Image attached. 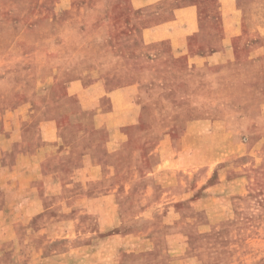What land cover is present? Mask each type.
<instances>
[{"label":"crops","instance_id":"1","mask_svg":"<svg viewBox=\"0 0 264 264\" xmlns=\"http://www.w3.org/2000/svg\"><path fill=\"white\" fill-rule=\"evenodd\" d=\"M88 8L87 0H0V86L21 83L7 78L17 70L31 75L26 99L15 88L7 107L0 96V241L24 260L20 242L36 245L42 228L69 264H182L193 259L185 228H215L248 196L245 175L224 172L228 155L254 148L264 164V0L220 13L222 34L204 57L188 50L198 32L193 7L144 27L146 44L186 57L179 80L165 64L136 66L108 46L102 16L89 18ZM243 29L255 43L241 40ZM142 120L141 147L157 162L140 176L126 155ZM182 123L181 136L171 135ZM203 165L211 170L200 176ZM24 225L33 236H22ZM6 250L0 245V255Z\"/></svg>","mask_w":264,"mask_h":264},{"label":"rangeland","instance_id":"2","mask_svg":"<svg viewBox=\"0 0 264 264\" xmlns=\"http://www.w3.org/2000/svg\"><path fill=\"white\" fill-rule=\"evenodd\" d=\"M234 4L228 3V0H161V5H144V7H134L132 0H87L88 8L83 12L89 14V18H94V15L101 17V30L106 32V43L111 48L120 51L128 61L136 66L143 62L153 61L155 65H166V74L176 77L177 80L188 71L186 57L174 58L167 43L161 44H146L141 34L144 27H152L162 19L171 17L172 11L176 7H193L194 12L198 17V32L189 38L188 50L190 53H196L200 57L207 55V51L212 49L218 42L221 31L222 21L220 13L226 12L227 9L235 7L238 11L246 2L251 0H229ZM96 7V9H95ZM161 13L156 15L158 10ZM225 9V10H224ZM242 41L255 43L253 35L243 29ZM248 45L250 46V44ZM247 45V46H248ZM246 47L243 54L247 56L250 48ZM238 58L241 54L237 53ZM14 70H8V72ZM38 74L41 73L38 71ZM125 74H120L122 78ZM18 78L21 83L7 84L0 86V96H6L7 101L2 102L7 104V107L15 104L14 95L12 93L17 88L15 95L22 96L26 99L30 93L29 80L31 78L29 70H17L15 73L8 74L7 78ZM17 81V80H16ZM33 88L35 86H32ZM37 89V94L40 96V87ZM27 101V100H24ZM40 100L36 107L39 108ZM205 116H200L199 119H204ZM143 120L136 126L129 138L131 148L126 155L134 161L135 173L140 176L147 174L150 170L156 167L157 156L148 155V148H142L148 140L143 127ZM184 128L183 123L174 126V130L170 133L179 138ZM174 131V132H173ZM1 137V136H0ZM202 139V135H200ZM204 139V138H203ZM254 139V138H251ZM202 141V140H201ZM203 142V141H202ZM205 143V142H204ZM201 143L200 145H202ZM207 143L205 149L200 147V160L209 153ZM253 147V146H252ZM246 155H238L231 153L228 159L224 162V172L234 173L242 172L246 177V183L243 186L249 191L248 196L239 198L241 202H236V207L232 214V219L222 221L215 228L208 230L200 226L197 228L186 229L188 245L184 249L185 255H191L193 259L183 261L182 264H264V164L256 163L254 152L256 149L246 150ZM122 152L119 158L122 157ZM258 157V150H257ZM124 156V155H123ZM251 157L249 160L248 157ZM246 160H242V159ZM258 161V160H257ZM121 166L119 168L120 172ZM199 175L204 176L210 173V167L203 165L199 168ZM223 171L221 173H224ZM199 181H202L200 179ZM143 184L146 181H142ZM181 182L178 184H184ZM175 186L173 190L180 191ZM0 202L2 198L0 197ZM184 211L189 210L186 203L182 205ZM198 222L204 223L205 219L202 214H198ZM42 220V219H41ZM39 219L38 223L41 222ZM0 214V223H1ZM41 224V223H40ZM199 224V225H200ZM30 226L24 225L21 232L24 238L31 236ZM40 234L36 237V245L30 241L20 242V250L28 254L27 259H18L16 255L10 252L14 250L12 243L0 245L7 250L0 255V264H69L62 259L60 249L63 248L60 242L46 243L45 233L42 228L39 229ZM0 231H2L0 229ZM8 234H10L8 232ZM35 235V234H34ZM33 236V234H32ZM38 238V239H37ZM1 240V239H0ZM26 240V239H24ZM197 242V243H196ZM192 243V244H190ZM196 243V244H195ZM13 248V249H12ZM35 249L36 256L31 259V252ZM75 264H94V262L78 261ZM168 264V262H165Z\"/></svg>","mask_w":264,"mask_h":264}]
</instances>
